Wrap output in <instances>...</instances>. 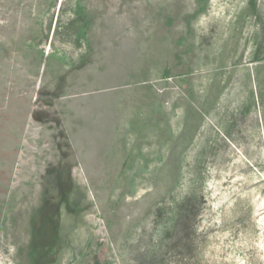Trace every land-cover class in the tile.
<instances>
[{
	"label": "rangeland",
	"instance_id": "374dc122",
	"mask_svg": "<svg viewBox=\"0 0 264 264\" xmlns=\"http://www.w3.org/2000/svg\"><path fill=\"white\" fill-rule=\"evenodd\" d=\"M0 264H264V0H0Z\"/></svg>",
	"mask_w": 264,
	"mask_h": 264
}]
</instances>
